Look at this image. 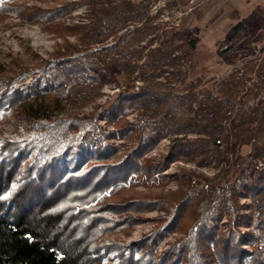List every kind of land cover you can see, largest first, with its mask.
I'll list each match as a JSON object with an SVG mask.
<instances>
[{
    "label": "trees",
    "instance_id": "1",
    "mask_svg": "<svg viewBox=\"0 0 264 264\" xmlns=\"http://www.w3.org/2000/svg\"><path fill=\"white\" fill-rule=\"evenodd\" d=\"M150 3L67 0L26 12L25 5L7 1L0 7V14L53 20L71 4L88 5V21L50 25L61 36L76 34L79 45L66 40L51 58L0 69V264H264V169L257 166L264 158V109H252L228 128L214 117L221 100L196 90L200 79L169 70L188 56L176 54L181 45L126 43L129 24L150 18ZM154 30L134 25L132 38L141 42ZM135 80L142 81L137 89ZM112 82L128 88L97 115H55L63 102L76 108L94 102ZM97 119L116 129L106 131ZM170 133L203 136L174 139L163 162L145 156ZM109 138L123 142H103ZM120 147L127 150L110 160ZM197 157L227 164L226 178L211 182L184 173L173 177L176 192L122 194L144 176L168 181L162 172L171 160ZM248 193L252 204L240 203ZM248 208L257 212L255 230L242 233L240 227L252 223ZM153 209L164 211L155 230L130 244H99L105 232L128 229L143 219L135 213ZM177 231L184 235L159 254L160 240Z\"/></svg>",
    "mask_w": 264,
    "mask_h": 264
},
{
    "label": "rangeland",
    "instance_id": "2",
    "mask_svg": "<svg viewBox=\"0 0 264 264\" xmlns=\"http://www.w3.org/2000/svg\"><path fill=\"white\" fill-rule=\"evenodd\" d=\"M7 1L25 5L26 12H30L33 10L30 9L32 7L47 9L51 6H60L67 0H0V7ZM87 12L88 5L71 4L53 20L47 18L28 20L18 15L0 14V69L18 68L21 65L35 63L40 58H51L66 44V40L79 45L76 34L68 33L66 36H61L53 31L50 25L52 22H59L62 25L86 22ZM149 16L150 18L145 22L129 24L126 43L134 48L150 40L151 47L159 46L163 42L166 46L181 45V50L176 51V54L187 52L188 56L181 59L178 66L170 67L169 70L176 71L180 68L182 71H187L191 78L201 80L196 90L201 91L200 88H204L207 93L211 92L221 100L222 105L217 108L214 116L216 119H225L229 128L239 116L249 113L256 107L264 109V0H151ZM144 23L155 26V30L141 42L133 40L134 25ZM236 27L238 29L234 30ZM124 30L110 37L109 41L122 37ZM144 59L145 57L142 61ZM167 74L159 79L164 80ZM31 78V75L25 77L26 85L31 82ZM140 85L142 81L135 80L134 88L137 89ZM126 88H128L126 83H107L103 86L101 96L94 102L83 108H76L63 102L54 113L64 117L73 114L97 115L101 110L99 106H107ZM135 117L136 113L129 115L128 119L132 121ZM96 121L106 131L116 129L103 119ZM201 136L203 135L196 133H170L145 156L156 163L163 162L169 155L174 139L185 137L194 140ZM103 142H112L119 146L123 141L109 138ZM125 150L127 149L120 147V150L109 159L116 160ZM230 152L231 161L235 163L238 157L233 146H230ZM257 166L259 170L264 169V158L258 159ZM225 167H227L225 163L220 165H216L215 162L200 163V157L192 160H171L162 172L170 177L168 181L148 180L144 176L135 187L122 194L129 196L176 192L180 185L173 177L184 173H191L199 179L207 178L211 182L222 181L226 178L223 171ZM251 196L252 193L240 196V203L252 204ZM244 211L251 215L252 223L249 226H241L240 230L242 233L254 231L257 212L252 208ZM135 214L143 219L134 222L128 229L105 232L99 238V244L107 241H123L125 244L138 241L159 226L158 217L163 215L164 211L153 209ZM226 220L225 217L220 222L221 230L226 229L223 223ZM183 235L184 232L177 231L160 240L157 252L160 254ZM242 246L251 250V246L246 241L242 242Z\"/></svg>",
    "mask_w": 264,
    "mask_h": 264
},
{
    "label": "snow or ice",
    "instance_id": "3",
    "mask_svg": "<svg viewBox=\"0 0 264 264\" xmlns=\"http://www.w3.org/2000/svg\"><path fill=\"white\" fill-rule=\"evenodd\" d=\"M14 187V186H13Z\"/></svg>",
    "mask_w": 264,
    "mask_h": 264
}]
</instances>
